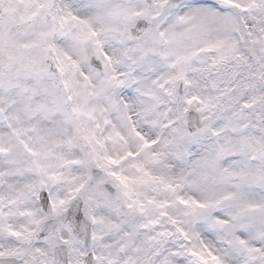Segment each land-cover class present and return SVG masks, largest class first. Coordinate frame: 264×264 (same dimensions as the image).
I'll return each instance as SVG.
<instances>
[{
    "label": "snow or ice",
    "instance_id": "1",
    "mask_svg": "<svg viewBox=\"0 0 264 264\" xmlns=\"http://www.w3.org/2000/svg\"><path fill=\"white\" fill-rule=\"evenodd\" d=\"M0 264H264V0H0Z\"/></svg>",
    "mask_w": 264,
    "mask_h": 264
}]
</instances>
